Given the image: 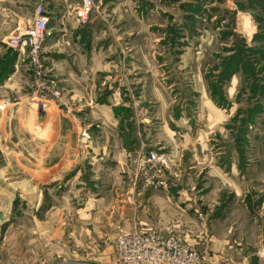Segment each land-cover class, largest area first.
Here are the masks:
<instances>
[{"label":"rangeland","instance_id":"rangeland-1","mask_svg":"<svg viewBox=\"0 0 264 264\" xmlns=\"http://www.w3.org/2000/svg\"><path fill=\"white\" fill-rule=\"evenodd\" d=\"M82 4L0 0V145L8 142L3 132L9 135L12 115H24L16 124L38 138L45 136V123L36 121L42 110L56 107L78 124L63 158L70 169L37 185L36 199L15 198L0 231V264L57 250L63 264H117L100 251L120 234L104 233L140 190L196 200L179 207L191 215L194 234L171 235L197 252V264H221L216 259L231 253L216 248L220 238L235 248L233 258L264 264V0H93L86 18L78 14ZM42 16L34 56L22 44L28 35L18 34ZM72 45L86 55L89 74L60 73L61 65H78ZM62 47L68 50L57 51ZM173 131L186 147L183 157L172 155L166 134ZM127 132L140 142L125 141ZM128 141L122 165L115 153ZM7 162L16 166L9 165L8 181L29 176L11 155ZM218 180L230 187L221 191ZM56 210L62 221L38 223ZM88 226L93 234L82 231Z\"/></svg>","mask_w":264,"mask_h":264},{"label":"crops","instance_id":"crops-1","mask_svg":"<svg viewBox=\"0 0 264 264\" xmlns=\"http://www.w3.org/2000/svg\"><path fill=\"white\" fill-rule=\"evenodd\" d=\"M79 21V20H78ZM60 45H63L62 42H57ZM74 44L78 43V38L73 42ZM58 49V48H57ZM60 49V48H59ZM65 52L68 50V48L62 47L60 50ZM70 50L76 51L78 50V47H75L72 45V48ZM62 54V53H61ZM77 59H78V65L75 66H59V71L63 75L65 71L67 70L71 75L81 76L82 74H89L92 70V68H88L87 65H84V59L86 58V55H82V53L77 52ZM75 57V56H74ZM79 57L81 60H79ZM64 59V58H63ZM73 79L71 78L70 81ZM81 80L83 82L84 80ZM85 86H88L89 84L92 85L93 82H88V80L84 83ZM76 85V84H75ZM55 106V105H53ZM0 107H4L3 104L0 103ZM6 107V106H5ZM55 109L50 112L49 110L45 109L46 111V117L45 120L42 122H39L38 115L36 116V121L40 126L42 127V132L45 133L42 138H38L34 135H32V132L25 129L22 130L21 126L19 127L17 123H19L20 118H23L24 115L15 116L12 115V118L9 119V122H12L13 125L9 129V135H5L3 132V138L6 140L8 139V142L3 141L0 145V231L3 230L5 224L8 222L13 202L18 194H23L24 199L27 201H30L32 199H36V191L34 190L37 185L41 184L43 181L45 182H52L56 181L57 179H61L62 172L64 170L70 169L66 167V164L63 163L64 156L68 153L70 150L69 144L72 142V138H74V135L76 134L74 131L77 124V120H73L69 115L66 113L61 112L60 109L54 107ZM4 111V110H3ZM100 114H105L104 110H99ZM37 113V112H36ZM98 115V113H96ZM106 115V114H105ZM29 116V115H28ZM12 128V129H11ZM175 134H177L175 131L171 133V135L168 133L167 135V141L169 142L170 146H174V150L172 151V155L176 158L183 157L184 154L182 152L183 149H186L185 146H183V141H180L181 144H177L178 140L175 139ZM126 136L123 138L125 141L127 139H135L136 141L140 142V138H138L137 135L127 132L125 134ZM128 147L122 145V149L115 153L117 155L119 162L122 165H125V163L129 160V152L131 150V141L125 142ZM1 144V143H0ZM3 146H6L7 149ZM189 149V148H188ZM8 150V152H5ZM37 150H39L38 155L40 157L39 162H36L33 158L35 153H37ZM72 151V150H70ZM191 152L188 150L187 154ZM12 156L16 159V165H22L25 170L28 171L29 176L25 177L23 181H13L9 179V171L7 170L9 165L11 168H15L16 166L12 164H8L7 160H9V156ZM71 159V157H70ZM100 159H104L100 157ZM35 161V162H34ZM103 167H105L106 163L105 161L102 162ZM23 170V171H25ZM13 171V170H12ZM31 173H33L35 176H31ZM36 177V182H32V179ZM39 178V179H38ZM105 180V179H102ZM8 181V182H7ZM43 182V183H45ZM187 183L186 186H190V180L185 181ZM205 182V181H204ZM219 184H221V191L222 187H230V183L227 184L223 180H218ZM16 183H19L16 185ZM104 187H109V184L105 181H102ZM21 185V186H20ZM236 190V189H234ZM109 193H115L111 191V189L106 190ZM237 191V190H236ZM223 193V192H222ZM230 193L232 191L230 190ZM145 191H138L135 192L131 197H129L130 201L127 203H133V204H124L122 205V214L118 216V218L114 219L115 221L112 222L113 227H107L108 230L105 231L104 234H114L117 233H125L128 231H131L132 228L136 227L138 224L141 228H150L153 230H156L158 233H160L163 236H169L172 233L177 234L182 238V236L189 237L190 234H194L193 228L190 229L189 225L190 221L189 219L192 218L191 215L186 211L185 212H179V207H181L180 204L187 208L190 206L194 201L191 194H188V197L185 199L183 196L179 200L172 199L168 193L161 194L159 196V193H151V195H145ZM96 200H100V198H97ZM221 200V198H220ZM181 202V203H179ZM188 203L185 205V203ZM179 203V204H178ZM39 205L41 204L39 200ZM100 205V203H99ZM185 209V208H183ZM113 211V210H112ZM96 213V212H95ZM63 211L56 210L54 213L46 215L44 214V217H40L38 220V223L40 224H47V223H54L52 218H54V221H62ZM112 214L110 215V217ZM110 222L111 220L108 219ZM45 222V223H43ZM143 226V227H142ZM145 226V227H144ZM180 227V228H179ZM115 230V233L111 231V229ZM179 228V229H178ZM59 228H56L58 230ZM93 230L95 231L94 226L92 227H83L82 231H85L86 234H93ZM48 232L47 228L44 229V232H42V235H46ZM1 235V234H0ZM44 237V236H43ZM183 237V238H184ZM184 238V239H185ZM226 241L222 238L218 239V242L215 244L216 248L221 251H230V254L221 255L219 256L216 261L220 262L221 264H250V259L246 256L233 258L232 251L235 250V248L230 246L229 248H226ZM61 244L62 241H61ZM204 244V242H203ZM239 245L241 243H238ZM264 245V244H263ZM43 246H48L46 240L44 239ZM95 246V244L93 245ZM206 246V245H205ZM41 247V245H40ZM73 247V246H72ZM207 251V249H205ZM32 251H34L32 249ZM58 252H54V255L52 254H46L43 253L39 256V260H36L35 254H30L29 259L25 258L24 263L25 264H63L62 260V251L57 250ZM263 256H264V246L261 249ZM115 252H116V244L113 242V244H108L102 251H100V255H103L104 258H115ZM205 260H208V258H205ZM208 263L210 260L207 261ZM217 264V263H214Z\"/></svg>","mask_w":264,"mask_h":264},{"label":"built area","instance_id":"built-area-1","mask_svg":"<svg viewBox=\"0 0 264 264\" xmlns=\"http://www.w3.org/2000/svg\"><path fill=\"white\" fill-rule=\"evenodd\" d=\"M82 1L78 14L86 18L93 7V0ZM46 20L43 16L39 17L34 25L18 34L28 35L22 39V44L28 45L34 56H37L41 48ZM198 260L197 252L183 244L180 238L173 235L163 236L150 228L136 227L120 234L116 241L117 264H197Z\"/></svg>","mask_w":264,"mask_h":264},{"label":"water","instance_id":"water-1","mask_svg":"<svg viewBox=\"0 0 264 264\" xmlns=\"http://www.w3.org/2000/svg\"><path fill=\"white\" fill-rule=\"evenodd\" d=\"M45 117H46V112L45 111H40L39 114H38V119H39V122H42L45 120Z\"/></svg>","mask_w":264,"mask_h":264}]
</instances>
